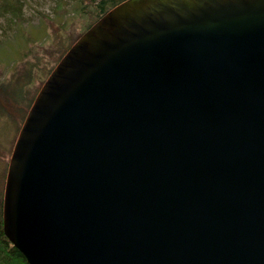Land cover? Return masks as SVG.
<instances>
[{"label": "water", "instance_id": "water-1", "mask_svg": "<svg viewBox=\"0 0 264 264\" xmlns=\"http://www.w3.org/2000/svg\"><path fill=\"white\" fill-rule=\"evenodd\" d=\"M2 228L28 264H264V0H122L43 81Z\"/></svg>", "mask_w": 264, "mask_h": 264}, {"label": "rangeland", "instance_id": "rangeland-1", "mask_svg": "<svg viewBox=\"0 0 264 264\" xmlns=\"http://www.w3.org/2000/svg\"><path fill=\"white\" fill-rule=\"evenodd\" d=\"M20 1V20L9 25L6 19L0 18V105L6 107L13 102L14 109L9 111L20 109L16 119L0 107V176L6 162L4 182L13 145L35 95L67 50L63 54L62 51L94 22L88 8L80 12L73 9L78 6L77 0ZM28 73L30 84L26 98L30 100H21L13 93V87H18L14 83ZM11 76L13 82L5 85L4 81Z\"/></svg>", "mask_w": 264, "mask_h": 264}, {"label": "trees", "instance_id": "trees-1", "mask_svg": "<svg viewBox=\"0 0 264 264\" xmlns=\"http://www.w3.org/2000/svg\"><path fill=\"white\" fill-rule=\"evenodd\" d=\"M78 6L73 7V9H77L78 12L84 11L87 8V11H90V14L92 17H94V20H97L102 14H104L108 9L116 5L117 3L121 2L122 0H88V2L85 4L84 1L86 0H77ZM21 4L22 2L20 0H0V18L6 19L7 23L10 25L18 20H20V17L22 15L21 12ZM91 24H88L87 27H89ZM64 26V25H63ZM86 27V28H87ZM70 46V45H69ZM66 47L62 54L69 48ZM26 65V64H25ZM31 69L28 68V70ZM29 73L24 76L22 79L17 80L14 84H18V87H13V93L17 95V97H20L21 100H30L29 98H26V91L29 90L28 85L30 84ZM13 77L11 76L8 80L6 79V83L13 82ZM13 84V85H14ZM11 105H14L13 102L9 106H3L0 105V107L6 108V111L8 112V115H11V118H18L17 114L20 113V109L18 108L15 111H9V108L14 109ZM8 107V108H7ZM8 154V152H7ZM6 168V162L3 164V171L2 175L0 176V264H28L25 260L24 256L21 254V252L8 240V238L5 236L2 228V188H3V177L5 173Z\"/></svg>", "mask_w": 264, "mask_h": 264}]
</instances>
